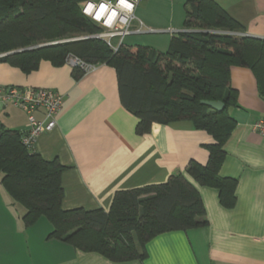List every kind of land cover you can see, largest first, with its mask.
Here are the masks:
<instances>
[{"label": "crops", "instance_id": "obj_1", "mask_svg": "<svg viewBox=\"0 0 264 264\" xmlns=\"http://www.w3.org/2000/svg\"><path fill=\"white\" fill-rule=\"evenodd\" d=\"M189 1L142 0L132 29L140 21L153 32L131 34L122 44L164 53L173 35L190 31L184 27ZM211 1L241 27L235 34L264 40V0ZM229 85L236 92L237 106L228 110L235 127L218 174L237 185L235 205L225 209L216 190L185 173L190 161L206 164L205 146L212 138L188 121L152 124L138 135V119L120 103L113 68L96 65L76 79L66 63L41 61L37 70L24 74L0 62V88L47 89L62 98L55 128L39 135L31 150L64 168L63 210L107 212L115 193L161 185L180 173L198 192L206 220L202 228L156 236L146 244L142 261L113 263L48 239L51 225L43 218L25 228L23 209L12 205L0 184V264H264V138L251 131L254 122L264 120V97L248 68L231 67ZM26 124L22 111L0 103V128L24 132Z\"/></svg>", "mask_w": 264, "mask_h": 264}, {"label": "trees", "instance_id": "obj_2", "mask_svg": "<svg viewBox=\"0 0 264 264\" xmlns=\"http://www.w3.org/2000/svg\"><path fill=\"white\" fill-rule=\"evenodd\" d=\"M88 1L100 0H0V62L24 74L37 70L41 61L61 66L69 55L113 68L120 103L138 119V135L152 124L188 121L212 138L205 146L206 164L190 161L185 173L216 190L219 204L232 209L237 182L218 174L235 127L228 113L237 106L229 69H250L264 97V40L234 35L241 27L218 5L192 0L184 21L190 31L173 35L164 53L123 44L113 51L100 39L69 40L100 32L81 12ZM83 73L73 68L76 79ZM201 102H221L224 108L216 111ZM20 138L21 132L0 128V184L12 205L23 209L25 228L42 218L49 222L48 239L123 263L144 260L146 244L158 235L206 226L199 194L180 173L161 185L115 193L107 212L63 210L64 168L26 149Z\"/></svg>", "mask_w": 264, "mask_h": 264}, {"label": "built area", "instance_id": "obj_3", "mask_svg": "<svg viewBox=\"0 0 264 264\" xmlns=\"http://www.w3.org/2000/svg\"><path fill=\"white\" fill-rule=\"evenodd\" d=\"M142 0H125L132 5L131 12L123 6L121 0H100L96 2L88 1L81 9L82 14L95 23L100 32L93 35L81 36L72 40L81 39H100L106 45L116 51L122 44L124 37L131 34H140L153 32L151 29H145L140 21H137L138 27L132 29V23L135 21L134 11ZM92 5L91 12L88 10ZM104 6L107 11L101 13V18L97 19L96 15L99 8ZM172 32V31H168ZM241 35V34H234ZM66 42V41H60ZM65 63L72 68H80L83 72L93 69V66L84 64L73 56H67ZM0 103L3 106H9L22 111L26 115L27 130L21 132V144L26 149H31L36 138L52 131L56 126V116L59 112L62 98L53 91L47 89L28 88L9 86L0 88ZM40 114V119L36 114ZM251 131L264 138V120H257L251 126Z\"/></svg>", "mask_w": 264, "mask_h": 264}, {"label": "water", "instance_id": "obj_4", "mask_svg": "<svg viewBox=\"0 0 264 264\" xmlns=\"http://www.w3.org/2000/svg\"><path fill=\"white\" fill-rule=\"evenodd\" d=\"M58 42H54L51 44H55ZM42 46V45H41ZM202 105H205L213 110L221 111L224 108V105L221 102H201Z\"/></svg>", "mask_w": 264, "mask_h": 264}, {"label": "snow or ice", "instance_id": "obj_5", "mask_svg": "<svg viewBox=\"0 0 264 264\" xmlns=\"http://www.w3.org/2000/svg\"><path fill=\"white\" fill-rule=\"evenodd\" d=\"M121 2H122V4H123V6L124 7H126V8H131L132 7V5L130 4V3H126L125 2V0H121ZM92 5L90 4L89 5V8H88V10L91 12V10H92ZM107 11V9L104 7V6H101L100 8H99V11H98V13H97V15H96V18L97 19H100L101 18V13H104V12H106Z\"/></svg>", "mask_w": 264, "mask_h": 264}, {"label": "rangeland", "instance_id": "obj_6", "mask_svg": "<svg viewBox=\"0 0 264 264\" xmlns=\"http://www.w3.org/2000/svg\"><path fill=\"white\" fill-rule=\"evenodd\" d=\"M81 36H86V35L75 34V35H73V37H71L70 39L68 38V39L71 40V39L78 38V37H81Z\"/></svg>", "mask_w": 264, "mask_h": 264}, {"label": "clouds", "instance_id": "obj_7", "mask_svg": "<svg viewBox=\"0 0 264 264\" xmlns=\"http://www.w3.org/2000/svg\"><path fill=\"white\" fill-rule=\"evenodd\" d=\"M127 9H128V11H129V12H131V10H132V7H131V8H127Z\"/></svg>", "mask_w": 264, "mask_h": 264}]
</instances>
